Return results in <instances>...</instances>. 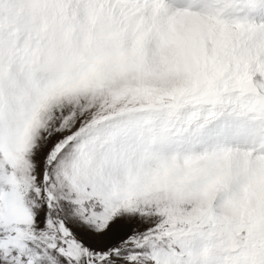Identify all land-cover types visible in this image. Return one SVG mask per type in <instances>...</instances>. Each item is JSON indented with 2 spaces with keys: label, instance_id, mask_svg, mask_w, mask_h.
Here are the masks:
<instances>
[{
  "label": "snow or ice",
  "instance_id": "snow-or-ice-1",
  "mask_svg": "<svg viewBox=\"0 0 264 264\" xmlns=\"http://www.w3.org/2000/svg\"><path fill=\"white\" fill-rule=\"evenodd\" d=\"M0 264H264V0H0Z\"/></svg>",
  "mask_w": 264,
  "mask_h": 264
}]
</instances>
